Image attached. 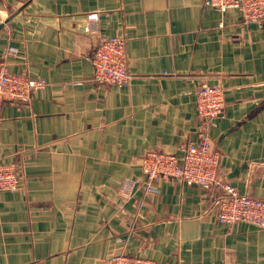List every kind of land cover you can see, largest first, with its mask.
<instances>
[{
	"label": "crops",
	"instance_id": "1",
	"mask_svg": "<svg viewBox=\"0 0 264 264\" xmlns=\"http://www.w3.org/2000/svg\"><path fill=\"white\" fill-rule=\"evenodd\" d=\"M203 2L0 0V64L44 82L0 109V162L23 175L21 190L0 192V264H264V229L219 223L213 189L144 188V153H177L204 128L217 179L264 200V20ZM92 31L124 37L127 84L92 80ZM200 82L223 92L207 122Z\"/></svg>",
	"mask_w": 264,
	"mask_h": 264
},
{
	"label": "built area",
	"instance_id": "2",
	"mask_svg": "<svg viewBox=\"0 0 264 264\" xmlns=\"http://www.w3.org/2000/svg\"><path fill=\"white\" fill-rule=\"evenodd\" d=\"M204 6L221 14L236 11L243 24H257L264 20V0H204ZM88 29V28H87ZM93 32V31H92ZM96 34V47L91 55L92 80L96 84L123 86L131 76L127 69L125 39L123 36L103 37ZM9 48L6 56L14 57ZM44 87L42 80L25 74H16L0 64V109L8 104H26L32 94ZM195 106L200 121H211L223 112V92L220 88L200 82L196 89ZM219 153L212 148L211 139L204 128L195 138L183 144L177 153L148 150L141 160L146 192H157L155 184L170 178L186 185L213 189L215 216L219 223L231 226L246 222L264 229V200L239 194L229 184L217 179ZM23 175L15 164L0 162V192L19 191ZM101 264H156L152 259L136 255L115 254Z\"/></svg>",
	"mask_w": 264,
	"mask_h": 264
},
{
	"label": "rangeland",
	"instance_id": "3",
	"mask_svg": "<svg viewBox=\"0 0 264 264\" xmlns=\"http://www.w3.org/2000/svg\"><path fill=\"white\" fill-rule=\"evenodd\" d=\"M214 209H215V207H214Z\"/></svg>",
	"mask_w": 264,
	"mask_h": 264
}]
</instances>
